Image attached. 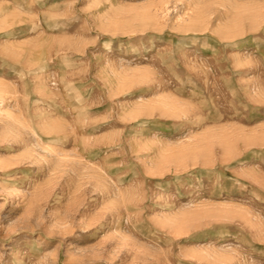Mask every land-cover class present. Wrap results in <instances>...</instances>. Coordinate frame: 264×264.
Here are the masks:
<instances>
[{"label": "rangeland", "instance_id": "obj_1", "mask_svg": "<svg viewBox=\"0 0 264 264\" xmlns=\"http://www.w3.org/2000/svg\"><path fill=\"white\" fill-rule=\"evenodd\" d=\"M0 264H264V0H0Z\"/></svg>", "mask_w": 264, "mask_h": 264}]
</instances>
